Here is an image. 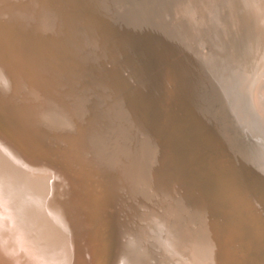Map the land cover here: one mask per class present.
I'll return each mask as SVG.
<instances>
[{
	"label": "bare ground",
	"instance_id": "1",
	"mask_svg": "<svg viewBox=\"0 0 264 264\" xmlns=\"http://www.w3.org/2000/svg\"><path fill=\"white\" fill-rule=\"evenodd\" d=\"M163 1L0 0V127L30 166L56 182L51 227L69 212L78 220L64 250L68 264H264V159L251 152L243 168L228 166L231 158L227 165L197 142V106L185 123L174 111L166 118L159 112L161 91L150 72ZM254 1L237 0L233 25L223 26L228 46L247 53L238 68L264 125V9ZM7 26L35 36L13 42ZM251 28L261 38L254 45ZM249 44L263 46L253 61ZM1 142L0 264H17V179L28 163ZM60 232L51 233L54 244ZM51 264H60L54 254Z\"/></svg>",
	"mask_w": 264,
	"mask_h": 264
},
{
	"label": "rangeland",
	"instance_id": "2",
	"mask_svg": "<svg viewBox=\"0 0 264 264\" xmlns=\"http://www.w3.org/2000/svg\"><path fill=\"white\" fill-rule=\"evenodd\" d=\"M164 1H163V5L159 4L158 6L159 8L157 7L156 17L154 18V20L156 19V21H158V22L155 21V27H156L155 33H157V37L156 34L154 33L152 44H154V42L155 44L151 46V58L153 62L152 66L153 65L154 66L152 67L151 70L152 73L150 72V74L154 78V82H155L154 87L156 83L158 84V87H155V89L157 88L155 90L156 94L161 91L156 95L158 102L161 98L160 103H163L164 105L163 106L160 104V108H159L160 114L162 113H163L162 115L165 114V118H166V116H169L170 111H174L175 114H173V117L175 119H178L180 122L185 123L189 121L187 112L191 111L195 106H197V126L195 127V138L198 143L207 144V146L204 144L205 147L204 150L206 154L210 156L212 155L217 160H221L223 162L226 161L227 165L231 161L232 164L229 163L228 166L235 168H243L244 166H246L247 162L251 160L250 159L251 158L250 154H252L251 152L254 153L258 152L259 159L262 158L261 160H263L264 159V125L253 114V110L250 106L251 103L249 101L250 90L249 88L247 89L245 87L246 83H244V75L241 73L240 67L238 68V66L241 64L240 58L242 59V55L244 56V54L247 53L245 52V50L242 53L240 50L238 51L237 43L236 45L233 43L232 45L233 47L228 46L227 43L230 37L227 38L226 34L229 33V31L226 28V26H223V22L227 23L229 21H231L230 26L233 25L232 22L235 20V15L233 12L235 7L234 4L236 3L237 0H194V1L176 0L175 2L173 0L172 1L164 0ZM254 3H255L254 6H258L259 10H261L262 7L264 9V0H255ZM176 5L177 7H175ZM189 7L190 10H188ZM171 8H173V11ZM226 8H228L229 10H227ZM176 9L178 11L180 10L179 13ZM176 11H177V16H176ZM227 11H229V13H227ZM173 12L175 13V15ZM170 16H172L175 21ZM184 17H186L187 20L186 18L183 19ZM166 21L169 22L170 24H168ZM256 22H257V18H256ZM156 23L158 24L157 26ZM159 26H161L160 27L161 30ZM164 27H166L167 29ZM186 28L189 29L187 30ZM204 30L207 31L205 32ZM169 32L171 33L168 35ZM172 32H174L175 34H173ZM249 33L252 36V38H254L255 40L252 43L254 45V43H256L260 37L259 35L258 36L255 35L253 29ZM161 34L164 36L167 34V39L166 36L162 37ZM221 37L223 40L221 39ZM188 38L190 41L188 40ZM224 39H227L226 40L227 42ZM157 40L161 42L158 41L157 43ZM173 44L175 46H173ZM160 45L163 46L165 50L163 49L162 51H159L158 48L159 47L160 49L162 48ZM226 45L228 47H226ZM251 45H250L251 49L249 50L248 53L249 56H251L253 50L252 47H254L253 50L254 56H251L253 58L252 59L253 61L258 56V54L262 52L263 46L259 47L258 45L256 46L253 45L251 46ZM258 47L259 49L255 50V48ZM155 48H157V50ZM166 48H168V50ZM164 52L165 53L168 52V54L165 55ZM169 66L172 67L171 68L172 70L169 68ZM247 72L248 74H252L254 72V67H252V70L250 71L248 70ZM158 78H160L159 81L157 80ZM165 80L166 82H164ZM159 84L161 85V89L159 88L160 87ZM166 89L167 91H165ZM160 94L164 96L163 99H162L163 96ZM166 109H170V110L168 111ZM178 138L179 140H181V142L183 140H186V137H184V132L183 135L182 136L179 135ZM187 142L188 141H186V143L185 142L181 143L180 150H177L182 155L186 151L188 144ZM176 155H178L177 152ZM227 161L229 162L227 163ZM243 163L245 164L244 166ZM183 174L185 175V171Z\"/></svg>",
	"mask_w": 264,
	"mask_h": 264
},
{
	"label": "water",
	"instance_id": "3",
	"mask_svg": "<svg viewBox=\"0 0 264 264\" xmlns=\"http://www.w3.org/2000/svg\"><path fill=\"white\" fill-rule=\"evenodd\" d=\"M4 30L6 32H4ZM22 30L23 29L18 30L16 27L11 30L9 26H7V28H3L5 37L13 42L21 39H26V36H28V38L35 36L32 33H27V31L23 32ZM46 39H49V42L51 44L59 42L48 37H46ZM0 140L4 145H8L10 148L13 147L16 151H19L16 143L4 132L1 127ZM36 141L39 142L37 138ZM19 152L21 153L22 159L27 162V157H25V155H23L21 151ZM19 152L18 158H20ZM19 163L20 162H18V164ZM26 168L27 169L25 170V168L23 167L25 173L19 172L17 179L18 186L16 189V195L18 198V202L14 207V210H17L18 227L16 229L17 232L14 235L16 236V238H14V236L11 238V240L17 241L21 244L20 253L17 255H13L12 257L17 260L19 264H42V260H45L49 264H51V255L54 254L57 256L60 264L61 262L63 264H68L70 263V259L66 254L67 252L65 253L64 250H68L70 243L69 241H72V238L75 236V229L78 225V220H73L71 218L72 214L70 215L69 212V215L66 219L60 217L59 224L61 226H56L55 228L51 227L48 220V212L49 210H52L51 213H53L54 215H56V213L54 212H58L54 207V192L51 190L52 185H56V182L52 179V177L44 178L46 174L40 169L30 166L29 163ZM44 179H47L49 181L43 183ZM74 200L76 201V203H79V198L75 197ZM69 206H67L65 210H68ZM75 208V205L74 207L70 206L71 211L75 210ZM46 210L48 211L46 212ZM56 229L61 230V236L59 237L60 241H57L54 244L56 238L51 236V233ZM63 229L65 230L64 234ZM64 253L66 254L67 259L64 256ZM29 257L32 259L31 262L26 260L29 259ZM91 264H98V262H93Z\"/></svg>",
	"mask_w": 264,
	"mask_h": 264
}]
</instances>
